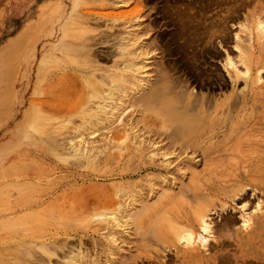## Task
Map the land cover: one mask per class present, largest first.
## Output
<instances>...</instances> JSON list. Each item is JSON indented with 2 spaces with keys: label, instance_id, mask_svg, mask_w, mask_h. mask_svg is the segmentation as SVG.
<instances>
[{
  "label": "rangeland",
  "instance_id": "374dc122",
  "mask_svg": "<svg viewBox=\"0 0 264 264\" xmlns=\"http://www.w3.org/2000/svg\"><path fill=\"white\" fill-rule=\"evenodd\" d=\"M51 1L0 0V264H48L49 257L40 247L42 241H48L47 237L53 235L56 240L65 239L72 245L81 241L88 250L92 249L90 253L108 250V242L99 227L122 215L128 194L136 199L132 208L136 212L146 203L159 206V200H167L176 201L177 210L183 214L196 200H211L213 229L206 234L205 245L201 243L202 234L196 235L195 243H199L202 255L193 264H264V228L256 230L253 218L247 227L242 224L243 216L251 212L253 217L264 215V38H256V22L264 20V6L261 14L253 13L257 5H264V0H249L235 13L236 18L227 20L229 36L225 42L216 36L212 39L218 53L198 52L196 61L202 62L199 66L190 61L184 66L174 47L170 46L171 51L167 49L164 37L172 35L169 32L172 26L169 17L161 15V8L173 0H124L123 4L112 0ZM228 1L211 9L212 12L208 10L207 14L216 13V9L217 14H226L234 3ZM145 10L149 11V18L161 15L157 18V32L163 39L152 46L156 56L151 61L164 58L165 71L172 78L170 93L183 90L182 103L190 107L187 112L200 110L204 114L198 148L176 149L169 165L158 166L162 155L148 150L163 142L152 143L148 129L141 127V123L136 127L139 135L129 128L125 133L120 132L123 124L140 114V107L133 104L128 112L111 114L103 123L92 126H107L89 138L93 141L88 140V144L96 146L102 145L106 132L120 130L123 135L119 134L111 145L95 149L90 160L82 155H70L62 137L76 128L80 117L72 113L65 122L59 108L61 102L75 105V100L83 94L85 99L88 97L87 82L75 66L94 62L109 66L110 58L101 59L96 53L105 50L102 45H109L124 22L146 15ZM98 15L102 18L96 25L93 17ZM65 20L68 21L66 39L77 43L80 38L86 46L80 53L57 50L44 64L40 61L42 54L61 44L60 28ZM80 22L84 25L80 26ZM234 32L241 36L236 37L240 43L243 41L241 44L249 46L243 53L250 59L248 73L242 71L244 63L238 47L234 46L233 37L237 34ZM100 39L109 41L100 42ZM226 56L233 59L232 65L224 62ZM100 73L94 71L93 79L98 80ZM34 113L43 122L44 133L30 128L28 123L33 116L36 119ZM117 117L123 120L117 121ZM138 146L140 153L135 149ZM192 172L197 174L193 180ZM239 184L249 186L246 192L238 193L242 199L233 194ZM139 199L145 200L141 201L142 205ZM257 202L258 208H255ZM150 216L153 222L146 223V230L133 228L132 235L123 243L124 250L116 251L112 260L105 252L101 253L100 264H122L126 260L131 264H150L148 259L156 258L155 248L162 246L155 237L160 230L155 224L159 216L156 209ZM134 217L135 214L128 219L136 226ZM226 219L229 223L225 225ZM147 225L151 226L149 230ZM215 227L218 235L213 234ZM219 232L223 235L219 236ZM220 239H225L224 245ZM57 252L56 264H63L62 251Z\"/></svg>",
  "mask_w": 264,
  "mask_h": 264
},
{
  "label": "bare ground",
  "instance_id": "6f19581e",
  "mask_svg": "<svg viewBox=\"0 0 264 264\" xmlns=\"http://www.w3.org/2000/svg\"><path fill=\"white\" fill-rule=\"evenodd\" d=\"M226 1L228 0H188V1L173 0L172 3L169 2V3H166L164 7L162 6L161 15L163 14L164 16H168L169 24L172 26V31L168 30L169 32H172L171 33L172 35L170 34L171 36L169 37L170 39L164 37L165 43L168 44V45L166 44L167 49H169L168 51H171L170 46L174 47L173 49L177 51L178 57L181 56L179 57V59L180 61L182 60L184 66L188 64L189 61L192 64H195V62H197L196 60L198 59V52L200 51L201 52H204V51L213 52L214 51V53L216 52L218 53L217 46L213 45L212 42L214 41H212V39H214V37L216 36V37H220V39H223V41L225 42V39L227 38V36H229L227 35L229 33V31L227 30L229 27L227 25V20L229 21L230 18L232 17L234 18L235 13L238 11V9L241 6H244L245 4H247L249 0H229V1H233L234 3H231L233 4L231 5L232 8H230L226 14L221 15L219 13L220 16H215V14L219 15L217 14V9L216 11L214 9L216 13L214 12H213L214 14L210 13L212 15L207 14L208 10L212 12L211 9L219 6L220 3L222 5V3ZM51 2L55 3L58 1L53 0ZM112 2L115 4H121V3L123 4L124 0H112ZM141 3L142 2H140V4ZM263 6H264L263 4L257 5L253 13L261 14L262 10L260 9ZM49 11H51L50 8L48 12ZM148 12L149 11L145 10L146 15L143 14L142 17H140V14H139L140 18H137L136 20H129V21L124 22L125 24L122 26V29L119 30L120 33L114 34V36H112L113 38L111 37L112 41H110L109 45L108 46L102 45L103 47H105V50L102 49L100 50L101 51L100 53H96L100 56L101 59H107V56H108L110 60L112 61V63L109 66H103L99 64L98 62H94L92 64H86L83 67L79 65L75 66L76 70H81L82 72L81 74L83 75L84 79L87 82L86 87L88 88L87 89L88 97H86L87 99H85L84 94L81 92V95L82 94L83 95L80 96L79 99H76L77 101L75 100L76 102V103L74 102L75 105H72L73 102L71 104L70 102L64 101V102H61L62 104L60 105V108L58 107L62 112L63 120L65 122L67 121L65 119H67L72 113H75V114L77 113V115L80 117V121L78 122L76 128H74L71 132H68L67 134L63 135L62 137L64 142L68 145L67 146L69 149L68 153L70 155H73V156L82 155L86 160H90L91 159L90 157L94 153L95 149L100 148L102 150L103 148L111 145V143L113 142V139L118 137V135L124 132V130L128 131V130L134 129V131L135 132L137 131L138 133L139 130L136 128L138 123L142 124L141 127L145 126L144 129L145 128L148 129L147 130V132H149L148 137L149 139H152V143L154 141L163 142L162 145L153 146L152 149L148 150L150 152H153V154L156 153V154L162 155L160 162L157 163L158 166H162L163 164L169 165L171 162V158L176 152V149L182 150V149H186L187 147H190L193 150L194 149L196 150V148H198L199 141L202 139L201 137L203 135L202 134L203 128H204L203 126L205 123L204 114L200 110H195L194 112H191V113L187 112V110H189L190 107H189V104H186V102L182 103L183 99L181 97H183V94H184L183 90H179L178 92L175 91V93H172V94L170 93L171 91L170 82L172 78H170V74L167 71H165L166 64L165 65L163 64V59H164V58L162 59L163 54L161 55L162 60H160L159 62L151 61L156 56L154 55V52H152L151 48L153 45L155 46L157 42L163 39L161 38L163 37V35L157 32V29L159 28L157 24L158 22L157 18L160 17L161 15L158 17L153 16L149 18V16H147V14H149ZM101 18L102 16H99V15L96 17H93L94 23L98 25V20ZM67 20L63 22L60 28L61 38H59V40L61 41V44L54 45V47H51L50 52L47 51V53L42 54L40 61L41 62L44 61L43 62L44 64L48 62V57L51 55V53H54L57 50H63L66 53L74 52V51L77 53H80V51H82L85 48L86 45L84 44L83 41H81L80 38L78 39L77 43L70 42L69 40L66 39V36L68 35V26H67L68 21ZM83 25L84 23L81 24L80 22V26H83ZM240 25L242 27L243 26L245 27L246 24L244 25L241 23ZM110 26H113V24H111ZM256 30H257L256 38H261V37L264 38V20H257ZM234 36H235L233 37L235 38L234 46L236 48L238 47L241 58L239 55L238 56L240 60L242 61V63H244V69L242 71L245 73H248L250 59L246 58L245 54L243 53L248 51L249 46H246L245 44H241L243 41L240 43V41L237 40L238 38L236 39V37H241V36H238V33ZM99 41L107 42L109 40L100 39ZM156 47H158V45ZM213 47L215 48V50L213 49ZM172 54L174 53L172 52ZM199 55L201 56V54ZM224 62H227L228 65L229 64L232 65L233 59H231L229 56H226V60ZM197 63L199 66L200 65L199 63H202V62L198 61ZM197 63L195 66H197ZM150 65H154V67ZM96 70L99 72L101 71L100 77L98 78V80H94L92 77L94 76V71ZM149 71L150 72L152 71V73L150 74ZM150 75L152 76L151 78H150ZM259 78L260 77H258V79ZM180 103H182V105ZM133 104H134V107L135 106L140 107L138 109L140 114L138 115L137 118H134L135 120H132L129 123L126 122L125 124H123L120 128L121 131L115 129V130L106 132V136H103L105 138L103 139L102 145L96 146L93 144H88L90 141L89 138L94 137L95 135L94 133L96 131L99 130V132H102L100 129L107 128L105 124L101 126L100 128H93L92 127L93 125L103 123V121L107 119L111 114H117V113L123 114L126 111L128 112L130 109L129 107H131V105L133 107ZM199 108L202 109V106L199 105ZM37 115L35 114L36 119L33 120L34 118L33 116L31 122H29L28 124L31 129L37 130L38 128L39 130L38 132H43L45 129L43 122L40 121ZM118 116H121V115H118ZM122 116H125V115H122ZM118 119L119 117H117L116 120L118 121ZM119 120L122 121L123 118ZM125 125H128V126H125ZM126 128H129V129L127 130ZM137 135H139V133ZM75 137H78L76 138L78 139L77 141L75 140ZM137 139H136V144H137ZM92 141L93 140H91L90 142ZM49 142L50 144L54 143V141H49ZM175 144L177 145L173 147ZM171 147H173V149H170ZM111 148L112 147H110V149ZM161 148H162V151H160ZM135 149H137L138 151L140 150L139 146L138 148H135ZM190 175H191V179L193 180L197 174L195 172H192ZM247 188L249 189L248 185L245 186L243 184H239L237 185L233 194H237L239 196L240 194L238 193L245 191ZM252 189H255V188L252 187ZM244 196L246 198V194ZM164 197L166 199L168 198V196H165V195ZM127 199H128L127 206L124 208L122 215L120 217L116 216L110 221H106L103 226L99 227L102 229L101 235L108 242V245H107L108 250L102 249L103 251L101 253L105 252L106 255L110 256L111 260L115 259L114 254L116 253V251L124 250L123 243L127 238H129L132 235L131 230L133 228H136V229L143 228L146 230L145 228L146 223L148 222V224L150 225L153 222V220L151 221L150 213L156 209L157 215L159 216H157L158 220L155 221V224L157 222L158 226L160 227V230L158 234L154 236L156 237L157 241H159L160 245L162 246L160 247L161 249H158V250L157 248H155L156 255L154 256L156 258L154 259L151 257V259H148L149 260L148 262H151L150 264H193V262L194 263L197 262V260L202 254H201V250L199 249V246H200L199 243H195L196 235L202 234L201 243L202 245H205L206 242L208 241L206 234H210L213 229L212 228L213 225L211 224L213 221L212 219H210L211 218L210 214L214 213V210H213L214 203L211 200H207V198H204V199L200 198L201 200L195 201L196 203L193 207L191 208L188 207L189 208L188 210H184L182 211L183 214L182 213L180 214L179 211L177 210L176 201L159 200V202H161L159 206L156 204L153 205L150 203H146V204L143 203L144 204L143 209L141 208L142 210L139 212H136V210L134 209L135 211L134 212L132 211V208L135 205L133 204V202L135 203L136 199L130 196L129 194L127 195ZM142 200L144 199H141V200L139 199L140 202ZM247 200L248 198L245 200V202ZM193 204L194 203H192L191 205ZM248 204L250 205V203ZM248 204L246 203V205ZM141 205H142V202H141ZM141 205H139V207ZM255 205H258V202L257 204L254 203V207L258 208V206H255ZM243 206L244 205L242 204L241 207ZM180 209H182V207ZM216 209L217 208H215V210ZM184 212L186 213L185 215H184ZM133 214H135V217L133 219H135L136 226L131 225L133 221L131 220L132 221L131 222L128 219V217L133 216ZM250 215L252 216L250 217ZM250 218L254 219L255 225L251 221ZM250 221L252 222L256 230L259 231L264 228V215L254 214V217H253V212H251L250 214L243 216V223H242L243 225L247 227ZM224 223L226 225L229 222L228 220L226 222L224 220L223 224ZM149 225L146 226L148 230L151 227V226L148 227ZM216 227L213 230L214 235H218V230H220L219 225H218L219 229L217 228L218 230L216 229ZM219 234H221V232H219ZM222 235L223 234L219 236H222ZM47 238H48V241L46 240V242L44 241L41 242L42 246L40 248L42 249V252L49 257L48 264L57 263V253H58L57 250L58 249L62 251L61 252L62 258L60 261L63 264H83L82 260L87 262L88 264H100V261H99L100 258L98 257L99 255H101V253L99 254L98 252L99 250H96L97 252H94L93 250L94 253H90L92 249H89L91 250L89 252L87 247L84 246L81 241H78L76 244L72 245V244H69V242L66 241L65 239H63L62 241H59L58 239L56 240L54 235L51 237H47ZM225 239H222V241L220 239L221 245H224L223 240ZM227 239H229V237ZM241 242L244 245L243 243L244 241L241 240ZM209 243H207V245ZM230 244H231V241H230ZM242 244H239V246L240 245L242 246ZM216 256H218V254ZM50 258H55L56 260L51 261ZM133 259L137 260V257H133ZM256 261H258V259ZM122 264H131V262H128L126 260Z\"/></svg>",
  "mask_w": 264,
  "mask_h": 264
}]
</instances>
